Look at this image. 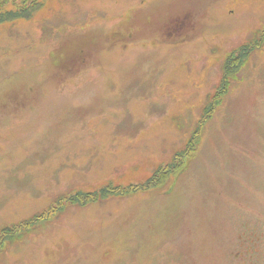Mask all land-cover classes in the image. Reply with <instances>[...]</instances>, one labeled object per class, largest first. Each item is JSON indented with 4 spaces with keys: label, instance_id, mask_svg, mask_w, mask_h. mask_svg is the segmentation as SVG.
<instances>
[{
    "label": "rangeland",
    "instance_id": "374dc122",
    "mask_svg": "<svg viewBox=\"0 0 264 264\" xmlns=\"http://www.w3.org/2000/svg\"><path fill=\"white\" fill-rule=\"evenodd\" d=\"M36 3L0 24V264H264V0Z\"/></svg>",
    "mask_w": 264,
    "mask_h": 264
},
{
    "label": "trees",
    "instance_id": "16d2710c",
    "mask_svg": "<svg viewBox=\"0 0 264 264\" xmlns=\"http://www.w3.org/2000/svg\"><path fill=\"white\" fill-rule=\"evenodd\" d=\"M20 3L15 6V10L13 11H4L0 12V24L5 22H13L18 19H30L34 12L38 11V4L36 3L37 0H19ZM249 45H243L240 47L237 51V58L234 60V58L231 56L226 61V64L224 66V77L221 82L220 90H218L212 99V106L215 105V103L218 101V97L223 95L224 92L228 91V82H227V75L229 73H233L237 71V68L239 65L243 64V62L246 60V57L249 52ZM238 62V63H236ZM213 110V108L210 109L209 113ZM214 111V110H213ZM207 113L205 112V116ZM197 134L198 132L193 133V137L188 141V145L185 150L182 152H179L177 155L174 156L173 162L170 166H166L164 168H161L155 172V174L146 182L141 188H137L143 191L147 190H153L156 188L162 187L166 180L168 179V176L171 173H175V175H178L182 172V170L185 167V162L187 158H189V155L194 150V146L197 143ZM115 191H109V190H101L95 195H82L78 194L73 197L69 198V202L73 204H85L87 200H90L91 197H99L103 198L105 196H108L110 194H115Z\"/></svg>",
    "mask_w": 264,
    "mask_h": 264
},
{
    "label": "flooded vegetation",
    "instance_id": "af4514ba",
    "mask_svg": "<svg viewBox=\"0 0 264 264\" xmlns=\"http://www.w3.org/2000/svg\"><path fill=\"white\" fill-rule=\"evenodd\" d=\"M178 27V26H177ZM174 28H172L171 30H169L170 31V34H175V32L174 31H178V29H176V30H173Z\"/></svg>",
    "mask_w": 264,
    "mask_h": 264
}]
</instances>
